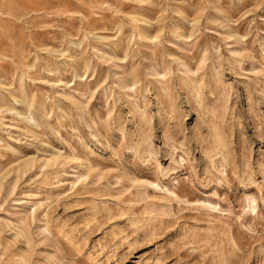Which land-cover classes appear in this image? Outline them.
I'll use <instances>...</instances> for the list:
<instances>
[{"label": "rangeland", "instance_id": "rangeland-1", "mask_svg": "<svg viewBox=\"0 0 264 264\" xmlns=\"http://www.w3.org/2000/svg\"><path fill=\"white\" fill-rule=\"evenodd\" d=\"M0 264H264V0H0Z\"/></svg>", "mask_w": 264, "mask_h": 264}]
</instances>
